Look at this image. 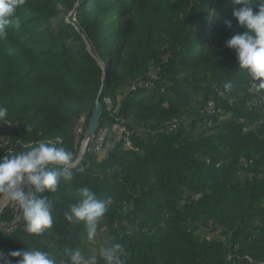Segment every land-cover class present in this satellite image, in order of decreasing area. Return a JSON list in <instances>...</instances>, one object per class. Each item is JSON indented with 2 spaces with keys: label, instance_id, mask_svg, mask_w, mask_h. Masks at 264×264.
Returning <instances> with one entry per match:
<instances>
[{
  "label": "trees",
  "instance_id": "obj_1",
  "mask_svg": "<svg viewBox=\"0 0 264 264\" xmlns=\"http://www.w3.org/2000/svg\"><path fill=\"white\" fill-rule=\"evenodd\" d=\"M120 7L125 12L116 15ZM240 7L232 0H25L0 40V106L8 110L0 157L44 142L77 159L78 125L83 134L96 100L110 148L92 154L90 143L83 171L71 169L56 192L37 194L50 200L54 217L41 236L24 231L20 211H2L0 226L20 219L11 232L0 227L3 264H18L11 251L32 249L47 251L54 264H69L66 249L105 264L100 250L115 243L125 264H264V107L250 102L249 75L226 47L245 31L232 15ZM73 9L76 25L64 20ZM153 73V86L131 90ZM259 95L264 101V90ZM210 100L222 118L195 123L183 115ZM118 119L128 135L117 141ZM173 120L178 126L168 132ZM83 187L111 200L93 240L82 222L64 219ZM213 229L217 236L208 235Z\"/></svg>",
  "mask_w": 264,
  "mask_h": 264
},
{
  "label": "clouds",
  "instance_id": "obj_2",
  "mask_svg": "<svg viewBox=\"0 0 264 264\" xmlns=\"http://www.w3.org/2000/svg\"><path fill=\"white\" fill-rule=\"evenodd\" d=\"M232 2L242 5V7L234 9L232 15L238 25L245 28V31L242 34L233 35L226 42V47L235 51L239 69L244 70L253 81L258 82L257 90H264V0H256L255 3L253 0H232ZM24 3L25 0H0V40L7 37L6 26L15 16L17 9ZM257 7L258 10L254 11V8ZM73 12H76L75 9L68 12L67 17L75 16ZM67 19L73 18L68 17ZM225 24L228 28L232 27L231 21H225ZM16 26L19 27L18 20ZM102 78L105 79V72ZM103 87L104 85H101V88ZM232 87L230 82L224 85L225 91H230ZM221 97H225L224 92L217 93V99ZM222 111V107L213 100L207 102L206 115L221 117ZM7 115V108L0 106V122H4ZM208 127H212L211 121ZM99 128L93 136L98 133ZM84 148L80 150V153L83 152L82 155L85 151ZM75 160L77 159L72 151L44 142L28 151L8 153L0 157V200L3 198L18 206L26 233L41 236L47 230L52 229L54 224L52 204L49 199L37 194L45 191L54 193L57 191L61 178L71 179V169L77 168L78 171L79 168H82L79 166L81 160L78 163H75ZM79 194L81 200L70 205L69 210L64 214V219L69 224L82 222L88 239L93 240L111 200L98 199L95 193L87 187L81 188ZM199 196L196 195V197ZM9 255L20 257L18 264H54L49 253L44 250H15L11 251ZM66 255L69 257V264H96V256L84 260L79 251L72 249H66ZM125 255L123 245L120 243L100 250V257L105 264H125L122 259V256ZM228 260L230 261L229 258ZM0 264H3L2 254H0Z\"/></svg>",
  "mask_w": 264,
  "mask_h": 264
},
{
  "label": "built area",
  "instance_id": "obj_3",
  "mask_svg": "<svg viewBox=\"0 0 264 264\" xmlns=\"http://www.w3.org/2000/svg\"><path fill=\"white\" fill-rule=\"evenodd\" d=\"M157 77L152 74L151 79H149L148 81H146L145 83L139 84L138 86H132L131 89H137L140 87L146 88V87H150L152 84V81L156 80ZM103 86V85H102ZM104 103L106 105V109L107 111H111L112 110V104L111 101L109 99H104ZM83 124V121H81L78 125V130L80 131L78 133L77 130V134L78 137L82 134V130H81V125ZM178 126V122L176 120H173L168 126H167V131L169 132V130L173 131L177 128ZM126 124H124V120L123 119H118L117 122L115 124H113L112 126V132H114V136H115V140H120V137L122 135H128V132L125 130ZM246 131V129H245ZM84 135L83 140H88V143L86 144V148L87 146L91 143V149L90 152L91 153H96L99 151V145L105 142V139L107 138V136L109 135V130H108V126L105 125L104 127H102L101 129H99L98 133L95 136L92 137H86L85 138V131L83 132L82 136ZM124 144L126 147H128L129 149H134L132 142L130 141V139L128 137L124 138ZM83 147H85L83 145ZM85 148V151H86ZM138 150V149H135ZM85 154V153H84ZM82 158V156H81ZM80 158V160H81ZM74 167V166H73ZM72 167V168H73ZM80 171H83L82 168H79ZM17 210V209H16ZM20 219L17 216L15 219H13L9 224H5L3 227V232H11L13 230H15L17 228V225L19 224ZM256 264H263V263H256Z\"/></svg>",
  "mask_w": 264,
  "mask_h": 264
},
{
  "label": "rangeland",
  "instance_id": "obj_4",
  "mask_svg": "<svg viewBox=\"0 0 264 264\" xmlns=\"http://www.w3.org/2000/svg\"><path fill=\"white\" fill-rule=\"evenodd\" d=\"M176 1H178V0H171V2H176ZM125 12V9L124 8H122V7H120V8H117L116 9V15H120V14H122V13H124ZM188 15V12L187 11H185L184 12V14H182L181 16L182 17H185V16H187ZM59 18H62V14H60L59 15ZM68 17L67 16H64V20L67 22V21H69V24H72V25H76V15H75V17L73 18V19H67ZM63 19V18H62ZM85 43H86V45L87 46H89V51H90V53L93 55V56H95V54H94V49H93V47H91V45H89V43H88V41L86 40L85 41ZM155 72V71H154ZM154 74V73H153ZM257 83L258 82H256V81H253L252 80V78L249 76V80H248V82H247V85H246V94L247 95H249L250 96V102L251 103H255L256 102V100L257 101H260V107L261 106H263L264 105V101L262 100L263 99V97H260V95H259V91L257 90ZM132 90V89H131ZM242 94V93H241ZM240 94V95H241ZM193 110H192V112H190L189 114L187 113L188 112V110H187V112L185 111V114H183V115H187L188 117H190L191 119H192V121L193 122H195V123H198V122H200L201 121V119L206 115V106L204 105V103H197V104H193ZM224 117V116H223ZM222 118V117H221ZM174 119H176V118H174ZM180 123H182V120L180 121ZM171 130H169V132H170ZM80 131L78 130V133H79ZM80 134V133H79ZM82 135V134H81ZM79 136L78 137V139H77V142H78V147H79V152H80V150H83V145H82V140H83V138L84 137H82V136ZM104 145V143L102 144H100L99 145V151L98 152H96V153H99L100 152V150L101 149H104L103 150V152L104 151H108L109 150V145L108 146H103ZM85 148H86V145H85ZM85 148H84V150H85ZM135 149H138V150H135ZM87 150H88V148H86V151H84V153L86 154V152H87ZM134 151L135 152H137V151H140L139 150V148L138 147H135L134 148ZM103 152H101V153H103ZM100 153V154H101ZM85 154H83L82 155V158H81V161H83L84 160V155ZM92 154H95V153H92ZM76 171H77V169H76ZM78 172H81L80 170H78ZM1 201V200H0ZM5 206V208H7L8 206H10L11 208H15V209H17V211H19V208H18V206H16V205H14L13 203H11V202H8V201H6L5 203H4V205H3V207ZM0 214H1V212H0ZM1 228H3L4 227V225H1L0 226ZM219 233H218V231H216L215 229H213V230H210V231H208V235H214V236H217Z\"/></svg>",
  "mask_w": 264,
  "mask_h": 264
},
{
  "label": "water",
  "instance_id": "obj_5",
  "mask_svg": "<svg viewBox=\"0 0 264 264\" xmlns=\"http://www.w3.org/2000/svg\"><path fill=\"white\" fill-rule=\"evenodd\" d=\"M87 50L89 51V46H87ZM100 66H101L102 69L105 68V65L103 63H101V62H100ZM101 115H102V105L99 103L98 100H96L94 102V107L92 109L91 116H90V118L88 120V124H87V127H86L85 134H86L87 137L90 138L91 136H93L97 132V130H98L99 126H100ZM82 143L85 146L88 143V140L85 139V140H83ZM82 153L83 152L79 153V157L77 158L75 163L79 162L80 155H82ZM4 207H2L0 209V212L3 210Z\"/></svg>",
  "mask_w": 264,
  "mask_h": 264
},
{
  "label": "bare ground",
  "instance_id": "obj_6",
  "mask_svg": "<svg viewBox=\"0 0 264 264\" xmlns=\"http://www.w3.org/2000/svg\"><path fill=\"white\" fill-rule=\"evenodd\" d=\"M73 13H74L73 15H76L77 14L76 12H73ZM68 17L74 18L75 16H68ZM5 202H6V200H4L3 198H1V201H0V209L3 207V205H4Z\"/></svg>",
  "mask_w": 264,
  "mask_h": 264
}]
</instances>
